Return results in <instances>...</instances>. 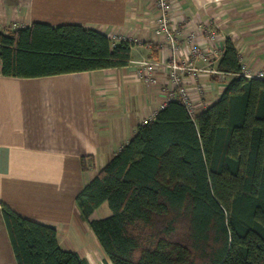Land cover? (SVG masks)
Listing matches in <instances>:
<instances>
[{
    "label": "trees",
    "instance_id": "16d2710c",
    "mask_svg": "<svg viewBox=\"0 0 264 264\" xmlns=\"http://www.w3.org/2000/svg\"><path fill=\"white\" fill-rule=\"evenodd\" d=\"M134 42L80 24L0 29L1 71L38 77L121 67ZM225 38L216 69L231 78L190 112L173 98L112 155L75 203L112 264H264V76L242 73ZM107 203L111 213L94 217ZM15 264H88L57 228L2 203Z\"/></svg>",
    "mask_w": 264,
    "mask_h": 264
},
{
    "label": "crops",
    "instance_id": "0c3cea01",
    "mask_svg": "<svg viewBox=\"0 0 264 264\" xmlns=\"http://www.w3.org/2000/svg\"><path fill=\"white\" fill-rule=\"evenodd\" d=\"M173 2L178 45L183 47L191 32L204 41L206 29H217L213 43L224 45L230 37L251 72L264 70V0ZM157 16L156 0H0V29L33 22L80 24L114 43L134 42L130 62L121 67L10 77L2 74L0 62V264L16 263L2 203L55 225L60 246L76 251L88 264H112L75 198L133 137L136 126L168 101L165 66L156 69L155 82L139 75L144 71L140 61L172 58L170 43L154 33ZM208 61L192 57L195 77H190L192 70L184 74L197 109L214 102L231 78L208 71L218 60Z\"/></svg>",
    "mask_w": 264,
    "mask_h": 264
},
{
    "label": "built area",
    "instance_id": "2783aa9c",
    "mask_svg": "<svg viewBox=\"0 0 264 264\" xmlns=\"http://www.w3.org/2000/svg\"><path fill=\"white\" fill-rule=\"evenodd\" d=\"M156 6L158 11V16L156 18V26L154 28V33L156 36H164L166 40L170 43L171 50L173 52L172 58L168 62L161 61H148L142 60L140 64L144 67V71L139 74L141 78L146 81L155 82L154 73L157 68L165 66L168 70L169 80L171 87L167 90V98L170 99H180L184 102L190 112H195L197 106L195 104V99L192 92L186 84L184 74L190 72V77L193 79L195 73L191 67L190 61L192 57L207 59L210 58L208 63L219 60L224 45L222 43L215 44L214 40L217 35V29H206L205 30V40H196V32H191L187 43L181 47L177 44L175 35L173 32V11L174 2L173 0H156ZM180 57H184L186 63L181 64ZM242 73L247 77H263L264 70L258 71L256 73L251 72L246 64L242 63L241 66ZM210 72L220 73L216 68L208 69ZM199 93L204 90L203 85L196 86ZM151 119V118H150ZM145 120L144 122H146Z\"/></svg>",
    "mask_w": 264,
    "mask_h": 264
},
{
    "label": "rangeland",
    "instance_id": "374dc122",
    "mask_svg": "<svg viewBox=\"0 0 264 264\" xmlns=\"http://www.w3.org/2000/svg\"><path fill=\"white\" fill-rule=\"evenodd\" d=\"M110 213H111V210H110L108 204L105 202L104 206L102 208L100 207L98 210L95 211L94 217L95 216L98 217V218L105 217V216L109 215Z\"/></svg>",
    "mask_w": 264,
    "mask_h": 264
}]
</instances>
